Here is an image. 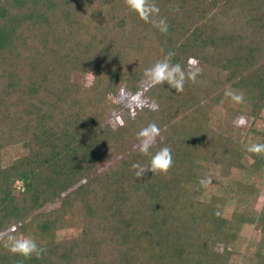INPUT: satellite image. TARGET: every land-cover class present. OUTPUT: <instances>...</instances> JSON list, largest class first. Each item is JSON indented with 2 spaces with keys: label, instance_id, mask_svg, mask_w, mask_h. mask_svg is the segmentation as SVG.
<instances>
[{
  "label": "trees",
  "instance_id": "1",
  "mask_svg": "<svg viewBox=\"0 0 264 264\" xmlns=\"http://www.w3.org/2000/svg\"><path fill=\"white\" fill-rule=\"evenodd\" d=\"M154 2L166 33L124 0H0V264H240L245 225L258 235L247 264H264V156L246 150L264 143V0ZM168 52L200 70L183 92L143 76ZM153 122L150 152L168 146L173 165L137 179L131 165L151 158L137 133ZM14 144L26 152L5 165ZM213 169L227 187L204 199ZM9 235L46 251L13 255Z\"/></svg>",
  "mask_w": 264,
  "mask_h": 264
},
{
  "label": "clouds",
  "instance_id": "2",
  "mask_svg": "<svg viewBox=\"0 0 264 264\" xmlns=\"http://www.w3.org/2000/svg\"><path fill=\"white\" fill-rule=\"evenodd\" d=\"M127 10L131 13H135L138 19L145 23H150L156 27L161 33H166L168 30V24L165 19H156L159 16V7L155 4L154 0H124ZM178 6H173V11H178ZM174 52H168L163 60L157 61L151 67L144 70L143 76L150 86H163L167 84L169 86V92L174 89L176 93L184 91V85L186 81L196 83V77L200 74L198 68L185 71L179 63L173 64L172 57ZM198 61L195 58H189L188 64L190 66L197 65ZM92 75L91 73H89ZM93 76V75H92ZM236 104L244 103V94L236 90H228L225 93ZM140 99V95H134L131 97L133 103H137ZM137 107H141L137 103ZM153 110L158 108V105H152ZM137 112L132 110L130 112L131 118H135ZM245 121L241 119L240 124ZM116 123L119 127L125 126L124 119L119 116L116 117ZM161 135V129L156 123H149L146 127L142 128L137 133V139L139 141V152L142 155L150 156V160L147 164L133 163L131 167L135 170V177L141 178L146 173L151 172L152 175L167 174L169 169L173 165V158L171 149L168 146H164L156 151L154 154L150 152V149L156 144L157 138ZM249 153L257 156H264V143L252 144L246 149ZM212 183L211 178H203L199 181L202 187H208ZM219 215V213H217ZM4 247L13 254L23 257L24 259H30L35 256L37 259L42 257L46 249L40 247L34 238L30 236L21 235L19 237L15 235H9L4 242Z\"/></svg>",
  "mask_w": 264,
  "mask_h": 264
},
{
  "label": "rangeland",
  "instance_id": "3",
  "mask_svg": "<svg viewBox=\"0 0 264 264\" xmlns=\"http://www.w3.org/2000/svg\"><path fill=\"white\" fill-rule=\"evenodd\" d=\"M263 117H264V114H263ZM241 119L245 121L243 124L239 123ZM250 122H251V119L244 118V117H240L235 121L236 124L242 125L244 127H248ZM257 126L262 127V128L264 127V118L262 120L260 119L257 122ZM24 146H25L24 144H14V145H10L6 147L3 152V163L5 165L9 164L13 160L14 157L24 154L26 152V148ZM213 173L215 174V177L217 178L216 184L215 186H210L206 190L205 194L203 195L204 199H208L213 193L219 194V195H223V193H225L228 179L221 178L218 174L217 169H213ZM255 184L258 187V194L255 200L253 201L252 206L254 207V210L259 211L264 206V170H263L262 179L255 180ZM236 201H237L236 199L233 200V198L229 197L228 202L226 204V208L228 209V208L234 207L237 204ZM75 233L77 232H75L74 230H63L58 233V237L65 239V238L71 237ZM257 237L258 235L257 233H255V230L253 229L251 225L244 226L241 232L242 244L240 247L243 252V259L240 264H247V261L249 259L248 253H249L250 246L254 245L255 240H257Z\"/></svg>",
  "mask_w": 264,
  "mask_h": 264
}]
</instances>
